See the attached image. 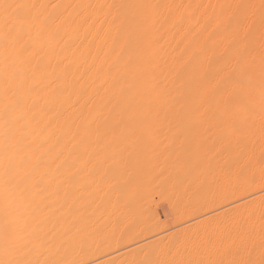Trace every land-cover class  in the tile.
<instances>
[{"label":"rangeland","instance_id":"rangeland-1","mask_svg":"<svg viewBox=\"0 0 264 264\" xmlns=\"http://www.w3.org/2000/svg\"><path fill=\"white\" fill-rule=\"evenodd\" d=\"M20 1L21 0H17V3H16V0H0V10H1L0 11V36H1L0 37V53L3 51L0 54V67L2 68L5 66L3 70H0L1 71L0 72V80H1L0 88L2 89V90L0 89V92H1L0 108L2 106L0 110H2L3 107L7 103L9 106V107L8 106L4 107L6 108L5 111H7L8 114L6 112V114L3 115L1 113L5 111L0 112V163H2L0 164V264H264V78L262 76L264 73L261 72L262 74L261 73L260 74L262 77H260V75L258 77V79L263 78V80L261 79V87L260 88L253 87L255 90L258 89L257 90L258 92L256 91L257 94L254 93L255 91L254 89H251V90L248 89L252 94H256L255 97L249 96L252 94L251 93L249 94V92L245 91L244 92L245 95L243 94L240 96L236 94L237 95L236 98L238 99L233 98L235 97V93L233 92H235V90H238L236 88L238 85V82L237 84H234L236 81H233V80H231V84L235 86L233 85L231 86L230 82H228L229 80L227 82L222 83L224 88L225 86H228L226 87L227 89L225 88V90L223 87H222L223 89L220 88L221 91L224 93L220 92L219 88L217 89L218 91H216L217 93L215 92L216 88L213 89V92L216 93L217 95L216 94H214V96H212V94L208 95L212 90L208 92V94L206 93L209 96L207 98H205L207 95L204 97V101L205 102L208 101L206 103H204L203 101V96L205 93L203 94L202 97H201L202 94L200 95V97L198 96V98L196 95L197 100L196 98H194L195 95L192 96L193 98L189 97L194 100L193 101L189 99V101L191 100L190 107L192 109H195L197 105L198 107L201 106L200 108L197 107V109H195L196 111L195 114H194V111L192 113L189 112L187 114L185 112V118H183L184 114L182 112H181L182 115L180 113H177V111L175 110H173L172 112L175 115H172V113L170 112L172 110L167 112L169 114L166 113L167 115H169V117L173 116V118L171 117L172 120L174 119L175 116L176 117L178 115L179 117L183 116L180 118V119L183 118L181 120L182 122L180 121L181 123L180 122L178 123L179 117L178 118L175 117V120H177L176 124H178L177 127L175 125V121L171 122L172 120L170 121V123H173V124L169 123V126H167L169 119L167 123L164 124L166 120L164 119L163 121V118L161 116L160 117L162 118L161 119L162 121L160 120L159 121L161 123L163 122L162 123L163 125L162 124L160 125V122L158 121L155 122V119L159 117V115L161 114L154 112V110H157L159 106L156 107L154 103H152L153 104L152 105L151 101H153L154 99L153 100L150 99L151 100L149 101L150 104L149 102H147L149 105L146 104L148 108L147 106H143L142 104L141 107L138 109L141 111L142 114L140 113V111H138L139 113L138 112L136 113V120L138 119L137 120L138 122H139V117H137V114L138 116H141L140 119H143V120H145L148 117V122L146 119V123H148L149 125L148 124L144 125L143 120H140V122L138 123L140 125L137 126V123H135L136 125L134 124V127L131 126L129 127L130 129L127 128L126 133L124 131V134L126 135H124L123 132L121 134V131H120V134H121L120 136L116 132L117 135H114L113 138L110 135L108 137V140L112 141L113 139V142L109 141L108 144L102 142L103 144L101 145L99 144V146H97V145H91L93 143L89 144L90 140L88 141V139H85L86 137L83 134L84 133L83 131H85L84 126L86 125L82 123L81 127H83L82 128L83 130L81 128H79L78 130L80 131L82 130L83 133L82 134L79 133V134L82 136L84 135L83 137L82 136L81 137L84 138L85 143L84 141H82L81 137H79L80 135L78 134L79 135L78 137L80 139H78V137L74 139L73 137V140H75L76 144H74V142L71 141L70 139L71 141V145H70V141H69V144L66 143L68 142L69 138H67V135L66 137L64 136L66 133L65 131H63V134H57L59 133L60 130L57 133L56 131L55 132L50 131L52 136L50 132H47L50 135L46 136L47 133L46 134L44 133L46 132L45 129L43 131L44 135L42 133V128L44 127L46 128L47 126V123H48L47 121L53 122L52 124H55L54 122H56L55 120H57L56 124L58 123V125L56 126L60 127V121L58 120L60 118L62 120L64 119L63 122H61V124L63 123L71 124L72 123V125H74L73 123L75 122V120H79V122H82L81 121L82 117L83 119L85 118V123H87L86 119H88V117H86L84 113L86 112L85 107L83 108V106H78V105H81L79 103L80 100H78L79 102L75 100V102L76 101L78 102V103L76 102V104L73 100V98L76 97L74 96L75 93H73V96L71 95L72 96L71 102H67V100L69 101L71 100L70 98L67 99L65 96L63 98V95H62L65 90L64 88L67 89L68 87L69 89V86H67L69 85L67 84L69 82L66 81L67 82L66 83L65 81H63V80H67V77L69 76L67 74H70L71 72L69 69L71 64L68 63L70 64V65H67V67L69 66L68 69H66L67 67L65 66V64H67L66 61L68 59L67 56L65 55H68V53L64 52L66 54L62 53L63 55L59 53L60 55L57 54L56 55L57 57L56 56L52 57L51 54L53 53L50 54V57H51L49 58L50 61L54 58L53 62L55 63L58 62L60 63V65L64 64L63 67H66V68L65 69L63 68V70H61L62 66L58 68L59 66L58 63L55 64L53 62H50L49 60H47L48 58H45V55H42V53L48 52L47 50H45V47H44V50H45L44 52L42 50L43 48L40 50L42 53L35 50L36 45H34V51L33 49L32 51H30L32 46L30 48L29 45L31 44L28 42H31V39H29V37H26V36L31 35L32 33L30 32L37 31V29L36 30L34 29L35 31H31L35 27L40 28L42 26L40 30L43 31V28L45 27L43 25L46 24V28L44 29L46 33L45 31H43V33L41 31V33L47 34L51 30V34H49L50 32L48 33L49 34L48 37L51 38L50 40L51 43H54V42L57 43V41L60 42L61 37H63L62 41L64 42L67 40L68 42L70 41L74 48L77 42L76 39H78L76 38L78 37V35L76 34H79L77 32L78 29L76 30L75 28L77 25L74 24L76 23V20L74 18V15L76 12L73 10L75 13L72 12V14L74 15L68 16L67 12L65 11H68L66 10V8L68 9L73 6H74L73 9H75V5L76 6L80 5V3H78L80 0L79 1L78 0H75V1L73 0L72 1L71 0H68V1L67 0H52L53 2L51 0L49 1L46 0L49 3L46 2L45 0H41V1L40 0L38 1L37 0L36 1L22 0V2ZM25 1L26 3H24ZM59 1L60 2L64 1V2H62L61 4L59 3ZM65 1L68 3L70 1L71 4L67 3L70 6L65 7L67 6L65 5L66 4ZM83 1L85 0H81L82 5L84 3ZM145 1H148V0H145ZM156 1L157 0H153L152 2L155 3ZM167 1L170 2V0H162L163 3L161 1L160 3L158 1L156 2L157 6H154L153 8L155 9V7H157L156 10H152V11L150 10V13L153 12L152 14H150V16L152 17L145 15L146 12H149V10L147 11V9H145L146 11H144L145 13H143V16L144 17L146 16L147 22L146 21L144 22L148 23L150 25V28L148 27L146 28V25L148 26V24L143 23V25L141 26L142 27L144 26V29H149V31L151 32L153 31L151 29L152 27L153 28L155 27L156 29L157 27H156L155 20H157L158 22L159 20L157 18H160V17L162 18V16L164 17L166 15L163 11L164 9H165V12L168 13V15L170 13L174 14V15L172 14V16H170L171 14L169 15L170 19L168 15H166V17L168 18V20L166 21H169V22H166L167 23L166 25H168L169 23V25L172 26L171 22L173 23L175 22V24L178 25L176 22L177 21L178 23L180 22L181 18L179 19L178 16L181 15L180 13H182V10L184 9L183 10L184 14L187 11L186 13L189 14L190 17H192L193 15H195L194 12L196 11L194 8L196 7L198 8V6H196V3L200 0L198 1L194 0L196 2H194L193 0H172V3L171 2L167 3ZM188 1L190 2L188 3ZM34 2L37 5L33 4ZM152 2L149 1V2H144L142 4H139L140 3L139 2L138 5L139 7H141L142 10H144V8H148L150 4L153 7ZM201 2L205 4L206 0H204V2L201 0L200 3ZM23 3L26 4L27 6L24 5ZM51 3L52 5L50 6ZM146 3H148L147 7L143 5V4L146 5ZM2 4L4 5L1 6ZM60 4L63 5V7L65 8V9L61 8L65 10L64 12L62 10L58 11L61 6ZM162 4L164 5L166 4V6L164 7V5ZM22 5H24V7ZM85 5L86 4L84 3L82 7L80 6L81 9ZM158 5H161V6H158ZM47 6L50 7V10H48L49 9L48 8L46 11L45 9L47 8ZM57 6H59V8ZM143 6L144 8H142ZM186 6L191 7V8H188L189 11L187 10ZM208 6L209 4L206 3L205 7L208 8ZM39 7L40 9L43 8L41 10H38L40 13L37 12V9ZM158 7L161 9H158ZM180 7L183 9H180ZM202 7L203 9L205 8L204 6ZM166 8H168V10ZM32 9L34 13H32ZM77 9H80V8L78 7ZM142 10L141 12H143ZM9 11L11 12V14ZM56 11L60 12L61 14L66 13V16H67L66 20L68 18H71L70 20L74 18L75 21L72 20L74 27L72 26L73 28L72 27L70 28V26H68L69 24L67 25V23H66V26H62V22L60 21H63L62 19L64 17L63 16L64 14L61 15L60 13ZM155 11L157 12L159 11L160 13V14L158 13L159 17L158 15L155 16L157 13ZM18 13H20V16ZM162 13L164 14L162 15ZM47 14L49 17H51L52 15V20L50 19V23H48L49 20H47V18L49 19V17L47 16ZM36 15L38 16V18ZM23 16L24 18L25 17L26 18L24 19ZM41 17L43 19H41ZM144 17L141 18V20L142 19L144 20L145 19ZM177 17L179 20L177 19ZM173 18L177 20L173 21ZM28 19H30L31 21ZM44 19H46L47 23ZM13 20L14 22L15 21L18 22L19 20L18 23L19 25L20 24L21 25L19 26L18 23L16 22H15L16 25H14ZM55 20L57 22V26L55 25ZM66 20H64V22ZM26 21H28V23H26ZM58 21L60 24L58 23ZM41 22H42V25H41ZM5 23L8 27H5L6 26ZM15 26H17L18 29ZM51 26L53 27V29H51L52 28ZM64 27H67V29L65 28L64 30L63 29ZM4 28H7V30ZM19 28H21V30H19ZM25 28L26 30L23 31V29ZM2 31H4V33ZM25 31H27V33H25ZM57 31L65 32V34L64 32L62 34L59 32L60 40L59 38L57 40V35H58ZM71 31L76 32V34ZM143 31L141 28L140 29L141 35H143L144 38L146 37L145 39H148L146 36L147 34L145 35ZM28 32L30 34H28ZM39 32L40 31L36 33L39 34ZM67 32L70 33L71 35H68ZM145 32L148 33L147 31ZM55 33L57 35H55ZM72 34H75L76 36L73 35V38L71 39ZM23 35L25 36L23 37V39L25 38L26 41L28 39L27 43L20 37ZM32 35L35 36V33ZM53 35L56 36V38L52 37ZM67 35L69 37L66 38ZM42 36L45 37L44 35ZM42 36L40 37L42 38ZM32 37L33 36H31L30 38ZM36 37L32 38V42H34V39H36ZM143 37L141 39H143ZM40 39L38 41V38H37L36 41L38 42L37 43L34 42V43L39 45ZM145 39H143L144 41L141 40L139 42L141 47H139L138 50H143L144 48L146 49L150 48L148 47V44H146L150 41L151 42L149 43V46H151V48L154 47L151 44L152 38L148 39L149 40V41L147 40L148 42H146ZM18 40H20L19 42L20 44L18 43ZM14 41H15V44H14ZM22 42L23 43L25 42V45L27 47L29 46V48H27ZM46 42H48V40ZM142 43H145V44H142ZM17 44L19 47L16 46ZM8 45L10 46V48H8ZM4 46L5 48H7V51L4 48ZM23 47H25V49ZM39 47L40 46H38L37 48ZM26 48L30 50L28 51ZM15 49H18V50H15ZM13 50L16 52H14ZM25 50H27L28 54H26L27 52ZM33 52L36 53V54L34 53L35 56ZM23 53L26 55H24ZM175 53L178 54V51ZM20 55H22L23 57L25 56V57L23 58ZM31 55H33L34 57ZM3 56H5V58H3ZM37 56L38 57L40 56L41 59L43 58L44 60L43 59L42 60L46 61V63L49 61L50 64L51 63L53 64L52 66L53 68L52 69L49 68L51 72L48 68L46 69V67H48L47 66L48 63L47 65H45L43 64L45 62H41L43 65L40 66L41 65L40 62L38 61L40 64L38 65V62L36 61L37 60L36 59L35 61L37 62L36 64L38 66L34 64L35 62L34 59ZM28 57L29 58L32 57V59H29ZM63 57L67 59L62 60L64 59ZM6 58L8 59V61H6L7 60ZM15 58H19V59L17 60ZM28 59L29 61L30 60L32 61L29 62L27 61ZM58 59L59 60L61 59V60L59 61ZM14 62H15V66L13 65ZM19 62L21 63L23 67L20 65ZM23 62H24V65H23ZM25 62L26 63L29 62V63L26 64ZM32 62H33V65H36L35 67L30 64ZM150 62L151 63H144V65L147 64V67L145 66V69L146 68L151 69L152 67L150 64L155 65V62L153 63L152 60ZM2 63L4 64V66L2 65ZM50 64H49V67H51L52 65ZM144 65L141 67L139 66V68L141 69L142 67H144ZM16 66H21L22 68H19ZM32 66L34 68H31ZM73 66H74V63H73ZM155 67L153 66V69L151 70H154ZM30 68L32 69V71ZM8 69L11 71L9 73L10 74L9 78H7L9 74H6ZM35 69L37 70V72ZM54 69L55 71L57 70L56 72L57 74L58 72H60V75L55 74ZM144 70L143 72L139 70L141 75L143 73L144 76H147V73H148V75L150 76L149 72L151 73V71L147 70L148 72H146L145 70L146 73H144ZM262 70L264 71V67ZM26 71H29L27 72L29 74H27ZM152 72L153 73H151V76L153 75V77H155L156 75H158V70L155 71V73H157L156 75H154V71ZM72 73L71 74L74 75L75 71ZM39 74L41 76H39ZM42 74L44 75L46 74V75L44 76ZM5 75L7 76L5 77ZM63 75H64V78H63ZM29 76L31 77V79ZM42 76H44V80L42 79L43 78ZM57 76L60 78H58ZM12 77L14 78V80L12 79ZM46 77H47V80H46ZM33 78H37L36 79L37 86L35 84L36 82L34 81L35 79ZM48 78H49V81H48ZM61 78L62 80H60ZM3 79H4V82H2ZM76 79H75V76H73V84L75 82L76 84L78 83ZM27 80L29 81L27 82ZM57 80H60L61 83L65 82L67 85L64 84L61 87V85H59ZM30 81L31 82L34 81V82L31 83L30 85ZM46 81H48V83ZM252 81H254V79ZM8 82H11L12 84ZM51 82L53 84H50ZM54 83H56L57 87L58 86L61 87V88L58 87L59 91H55V88L56 90H58L56 86L52 87ZM224 83L226 84L224 85ZM227 83H229V85ZM249 83L251 82H247L246 84L239 82V84H243L244 86L248 85ZM4 84L6 86V90L4 89L5 88ZM255 84H257V87L260 86V84L258 85L256 81L254 82V86ZM44 85L46 86L45 88L47 89L52 88L50 89L52 91H49V90L48 91L51 92L52 94L54 93V95L50 94L48 91H46L47 92L46 94L44 92L45 88H43ZM75 85H73L75 87L73 88L74 90L77 89ZM220 85L218 86L220 87ZM8 86H10V88L11 89L13 88V89L11 90ZM17 86H19L20 89H17L18 91L16 93V91L14 90H16ZM63 86H66V87L63 88ZM73 86L70 84L71 89ZM26 87L28 88L27 92H29V89H30V94L29 93L26 94L27 93ZM33 87L38 90H34ZM229 87L231 88L229 89ZM153 88L155 89V87H152L151 91ZM3 89L5 91H3ZM8 89L10 90L9 92L11 94L14 91L13 94L14 95L16 94L15 98L16 97L18 98L17 101L14 100L15 99L14 95L12 94L11 96V94L8 92ZM21 89L23 90V92H26V93L21 92L22 91ZM61 89L63 90V92L60 91ZM233 89L234 91H232ZM252 90L254 91L252 92ZM230 91H232V94ZM18 92H21L19 93L20 97H18L17 95ZM32 92H35V93H32ZM22 93L24 95H22ZM37 93H38V96H37ZM225 93L226 94L228 93V94L226 95ZM34 94L36 95L35 98L38 97V100L35 99V102L39 103V104L38 103L34 104L36 106L38 105V107L36 108L33 104H32L33 106L28 105L30 102L28 98L31 99V102H32L33 101L32 99L35 96ZM56 94L58 95V97L55 96ZM51 95L53 96L55 100L52 99ZM21 96H23L24 99ZM42 96H43V99L47 97L46 98L47 100L49 98L52 100V102H50V99L48 100L50 103L49 106H51V108L44 104L46 103V99L42 100ZM68 96H70V93L68 94ZM243 96H245L244 99H242ZM6 98L9 101H7ZM56 98L59 99V101ZM199 98L202 99L201 102H198ZM231 98L234 99L235 101L237 100L236 103H239V104H236L235 101H233ZM12 99L14 101H12ZM223 99L225 101L232 100L233 103H235L234 104L235 107L231 105L229 106V104L226 105L227 102H223L224 101ZM26 100L28 101V104L24 103V101L27 102ZM53 100L55 103H53ZM60 100L61 101L64 100L62 101L63 102L62 105H64V103L66 102L65 104L66 106L60 107L59 105L62 103ZM216 100L219 102H217ZM238 100L240 102H238ZM215 101L218 105L215 104L214 106H212ZM232 101H230V103ZM35 102H32V103H35ZM57 102L58 103L60 102V104L58 105L59 108H61V110L63 109L62 111L63 113L60 111L62 114H59L60 109L56 106L58 104ZM72 102H74L73 103L74 105L69 104ZM153 102H156V100ZM222 102L225 104L223 105L220 104ZM67 103L69 106L67 105ZM198 103L203 104V106L201 104L199 105ZM10 104L12 106H10ZM43 104L44 106H46V109L44 108ZM52 105H55L56 108ZM76 105L78 109L76 108ZM151 105L152 107H149ZM30 106L33 109H30ZM39 106L41 107L42 110H47V107L49 109L48 111H45V114H43V116L46 118L45 119L46 121H44V117L42 116V112L44 111L39 110L40 108ZM204 106L207 107L206 108L207 111H205ZM64 107L66 109H64ZM73 107L76 110L75 115L74 114L71 115L72 113H74ZM79 107L81 109L83 108L84 110L83 109L80 110ZM142 107L144 110L141 109ZM7 108L9 110H7ZM53 108H55L57 111H55V109ZM172 108L175 109L174 107ZM145 109H149L148 110L149 112L145 111ZM29 110H31V112ZM35 110H38L39 112L42 111L40 114L42 117L39 115H36L34 117L36 113L33 111ZM71 110L72 112H70ZM151 110H152V114H150ZM53 111L55 112L53 113ZM66 111L67 112L69 111L68 114H65L67 113ZM158 111L160 110L158 109L157 112ZM32 112L34 114H32ZM48 113L54 114V115L52 114L53 118H50V119H53V121L47 120L50 117ZM31 114L33 117H31ZM56 114L58 116H56ZM155 114H157L156 115L157 117L154 118L153 120V117L151 116ZM192 114H194L193 115L194 117L192 116ZM65 115L68 116L69 119H67ZM115 115H113L114 118H115ZM71 116L73 118H75L76 116V119L73 120L74 122H71V119H72ZM80 116H81V120H80ZM57 117H60V118L57 119ZM117 117H118V114H117ZM34 118L35 120H33ZM38 118L40 119L38 120ZM190 118L192 119L190 120ZM151 120L153 121L152 124L149 123L151 122ZM257 120H259L260 123H257L259 122ZM37 121L39 122L38 125L40 127L37 125ZM209 121H210V124H209ZM211 121H212V124H211ZM79 122L77 121L78 126L80 125ZM32 123H35V124H32ZM43 123H44L43 125L44 127L41 128ZM77 123H75L76 125L74 126H77ZM52 124L48 123L47 127H49L50 125V128H51ZM70 124L69 126H72ZM228 125L229 127H227ZM36 126L37 128L35 129L34 127ZM74 126H72V128H73V134L75 135L76 131H78L75 128H78V126L75 128ZM135 126L137 127L135 128ZM248 126L250 127V129ZM205 127H208V128L206 129ZM224 128H226L225 129L226 131L224 130ZM208 129L209 131H207ZM247 129L250 130L251 134L248 133L249 130ZM251 129H252V132H251ZM33 130H36L37 132L32 133L31 131ZM201 130H202V133H201ZM244 130L245 132L247 131L246 134ZM38 131H40L39 132L40 134L38 133ZM235 131L236 133H234ZM30 132H31V135H29ZM52 132L54 133V136L56 137L53 136ZM225 132H228L229 134L228 133L222 134ZM34 133L36 137L40 136V138H34L35 137ZM61 133H62V130H61ZM196 133H200V134L196 135ZM221 134L225 136H222ZM249 134L252 136H249ZM118 135L120 136V138L118 137ZM182 135H184L183 137L184 140L181 139ZM19 136L21 137L20 140H22L23 138H27L29 136L33 137L35 140H33V138L32 140H30L31 138L29 137V140L28 138L25 140L23 139L25 142L22 140L23 141V144H22V141L18 140ZM41 136L44 137L43 140H44V143L46 142L45 144L43 143ZM116 136L119 139V140L117 139L118 140L117 142L115 139ZM246 136L247 138L249 137V139H247ZM47 137H49V139ZM187 138H188V141L186 140ZM213 138L216 140L217 138H219L218 140H220V138L221 140L222 138H224V140L228 139L226 140V142H228L229 146L227 145V143L226 144L222 143L223 145H225V147L223 148V146L221 145L222 151H220L219 149L221 148V146L220 145L217 146L218 141H216V144H214L215 141L213 142L214 140ZM76 139H78L79 141H76ZM16 140L20 141V143H17V145H16V142H17ZM47 140L49 141V145H47L48 144ZM28 141H29V144H28ZM31 141L32 143H30ZM33 141L37 142L36 146L41 145V147L42 146H45V147L40 148L39 146V148H37L35 146L37 148L36 150V148L34 147L35 142ZM182 141H186L188 143L185 144ZM247 141L251 143L249 144L251 146H248V148L250 147L251 149L252 146L253 148L251 150L252 152L251 153L249 152L250 154L248 153L249 154V157H248L249 161L247 162L248 164L247 163L243 164L241 162H244L243 158H246L247 155L245 156L243 153L244 156L242 157L239 154L242 151L240 147L242 149L244 148L242 146L243 142L245 143L244 145H246L247 147V144H248ZM41 142L43 145L41 144ZM154 142L159 147L153 150V152L156 151L157 154L155 152L152 153V151L151 152L148 151L150 148L148 147L149 144L151 145V148H150L151 150L152 147H154L155 145L153 144ZM161 142L162 144H160ZM111 143H116V144L115 146L111 145L112 146L111 147L109 146V144ZM158 143L160 144L161 147L159 146ZM166 143L167 145H165ZM19 144L21 145V147ZM31 144H34V145H31ZM210 144L212 145L214 144L216 145V147L215 146H214L215 148H213L212 146L209 147ZM10 145H13V146L11 147ZM69 145L71 146V148ZM72 145H73V148H72ZM179 145H183V147L181 148V146ZM186 145L188 146L186 147ZM31 146H33L35 149ZM10 147L15 148V149H11ZM22 147H25V148H22ZM58 147L60 148V150L62 149V147L63 149L65 147V150L62 149L63 150L62 154L61 152H59V154L61 155L55 154V152H57L59 149ZM56 148L58 149L56 150ZM92 148H94V150ZM134 148L135 149L138 148V149L135 150ZM183 148L187 150H184ZM195 148L199 149V151L196 150ZM210 148H213V150L212 149L210 150ZM23 149H25L27 152L29 151L30 153L26 154L27 152ZM43 149L44 151H42ZM46 149H48V152L53 150L51 152L53 154L49 155ZM67 149L69 150L73 149V151H70L69 153ZM96 149L98 150V152ZM113 149L115 150L114 154L112 153ZM146 149L148 152L152 154L148 153L149 154L148 155L147 153H143L144 150L146 152ZM231 149L232 150L235 149L237 152L232 151ZM9 150L12 151V153ZM17 150H18L19 155L16 153ZM183 150L186 151V153H183L184 152ZM216 150L217 152H220V153L216 154L215 153ZM223 150H225L226 152ZM229 150L232 151V153L235 152V154L238 156L233 155L234 153L232 154L231 152L230 153L227 152ZM238 150H240V152H238ZM124 151H125V156L123 154ZM174 151L176 152L174 153ZM187 151L190 154H187L188 153ZM22 152H23V155H22ZM44 152L48 156L45 155ZM101 152H104V153H101ZM117 152L119 153L116 155L115 153ZM126 152H128V154ZM222 152L224 154H222ZM33 153L34 155L36 153V156H38V158L34 156ZM177 153L180 155L177 156ZM71 154L73 155L72 158H70ZM211 154L213 155L216 154V156L214 155L213 157ZM41 155H44L45 159H41L44 157ZM186 155L188 157H186ZM217 155H218V158H215L217 157ZM46 156L48 159H46ZM50 156L51 157L53 156V158H51ZM67 157L69 159L64 161L65 159H67ZM247 159L245 161H247ZM242 166L244 167L246 166L247 168H244ZM243 169H245V171ZM11 172L13 173L11 174ZM215 209L216 210L218 209V210L216 211ZM218 211H220L219 214L217 213ZM213 214L215 215V217ZM179 228H182V230L174 233L176 229H179ZM100 231L102 232L104 231L103 235L104 233L105 234L109 233V234L108 235L106 234V236L104 235L105 238H102L103 236H101L102 238L101 239L100 237H97V236H100V234H98ZM96 252H98V254Z\"/></svg>","mask_w":264,"mask_h":264},{"label":"bare ground","instance_id":"bare-ground-1","mask_svg":"<svg viewBox=\"0 0 264 264\" xmlns=\"http://www.w3.org/2000/svg\"><path fill=\"white\" fill-rule=\"evenodd\" d=\"M29 1V0H28ZM34 1H36V0H34ZM38 1V0H37ZM41 1V0H40ZM39 1V2H40ZM46 1V0H45ZM49 1V0H48ZM48 1H46V2H48ZM52 1V0H51ZM68 1V0H67ZM72 1V0H71ZM73 1H75V0H73ZM79 1V0H78ZM152 2L151 0H148V1H145L144 0V2ZM159 3H160V1L162 2V0H157ZM156 1V2H157ZM194 1V0H193ZM196 1H198V0H196ZM196 1H194V2H196ZM201 1V0H200ZM200 1H198L197 3H196V6H198V8L196 7V8H194V7H192V8H194L196 11L194 12V14L195 15H193L192 17H190L189 16V14H187L186 12H185V14H184V12H183V8H181L180 7V9H183L182 10V13H180L181 15L180 16H178L179 17V19H180V22L178 23V21L176 22L178 25H176L175 24V22L173 23V22H171V24H172V26L171 25H169V23H168V25H166L167 23L166 22H169V21H166V20H168V18L166 17V15H168V13H166L165 12V9L163 10L164 11V13L166 14L164 17L162 16L164 13H162V18H161V20H160V18H157L159 21L157 22V20H155L156 21V29H155V27L153 28H151L153 31L151 32V31H149V29H144V26L142 27L141 25H143V23H145V24H148V23H146L147 21H146V16H150V14H152L153 12H151L150 13V10L152 11V10H156V8L157 7H155V9H153L154 8V6H157V4H156V2L155 3H153L152 2V4H153V7L151 6V4L148 6V8H144V6H146L147 7V5H148V3H146V5L145 4H143L144 6L142 7V8H144V10H142L141 9V7H139V5H138V3L139 4H142V3H144L143 2V0H138V2H137V0H85V1H83L86 5L81 9V7L84 5V3H83V5L81 4L82 2H81V0L78 2V3H80V5H75V9H73V4H72V6L73 7H71V8H66V10H68V11H65V10H63V9H65L64 7H63V5H61L62 4V2H64V1H59V3H61L60 5L62 6H60V9L58 10L57 8V10L58 11H65V12H67V15L68 16H71V15H74V14H72V12L73 13H75V15H74V18H75V20H76V23H74V24H76L75 26V28H76V30H77V32L79 33V34H76V32H73V31H71V32H73V33H75L76 35H78V37H76V38H78V39H76L77 40V42H76V45L75 44H73V45H75V47L73 48V46H72V44H71V42L69 41L68 42V40L67 41H62V38L63 37H61V40H60V33L62 34L63 32H58L57 31V33H58V35L55 33V35H57V40H58V38H59V40H60V42H58L57 41V43L56 42H54V43H51L50 42V40H51V38H49L48 36H49V34H51V30L48 32V30H47V32L49 33H47V34H45L46 33V31L44 30L45 28H46V24H44L43 26H45L44 28H43V31H45V33L44 34H42L43 33V31L42 30H40V28L42 27H40V28H38V27H35V28H33V30H31V31H35L36 29H37V31H35V32H30V33H32V34H34L35 33V36L34 35H27L26 37H29V39H31V42H32V38H35L36 37V35L38 34V33H36V32H38V31H40L39 32V36L37 35V37H36V39L38 38V41H39V39L41 38L40 36H42V35H47V36H45V37H43L42 36V38L40 39V42H39V45L38 44H35L34 42H38V41H36V39H34V42H28V39H27V41L25 40V38L23 39V37H25L24 35L23 36H20L24 41H26V43L28 42V43H30L31 45H29L30 46V48H31V46H32V48H31V50L30 49H27V48H29V46L27 47L26 45H25V42L23 43L27 48V50L29 51H32V49H33V51H34V45H36V47H35V50H37V51H39L40 53H42L40 50L42 49L43 50V52L45 51V50H47L48 52H49V54H48V52H45V53H42V55H45V58H48L47 60H49V58H51L50 57V54L51 53H53V54H51L52 55V57H54V56H56L57 54H62V53H64V52H67L68 53V55H65V56H67V58H64V59H62V60H66L67 59V61H66V63L67 64H65V66L67 67V65H70V74H67V75H69L68 77H67V80H63V81H67V82H69V83H67V84H69V85H67L65 82L64 83H61L60 82V80H62V78L60 79V80H57V82L59 83V85H61V87H62V85H67V86H69V89H68V87H67V89L66 88H64V87H66V86H63V88L65 89L64 90V93L62 94L63 95V98H64V96L68 99V98H70L71 99V97L73 96V93H75L74 94V96H76V97H74L73 98V100H74V102H75V100H80V104L81 105H78V106H83V108L85 107V109H86V112H84L85 113V115H86V117H88V119H86L87 120V123H85V118L83 119V117H82V120H81V116H80V120L82 121V122H79V120H75L76 119V116H75V118H73L72 116H71V122H74L73 120H75V122L73 123L74 125H76L75 123H77V121L80 123V125L78 126V123H77V126H78V128H75V127H77V126H74V125H72V123L70 124V123H63V124H61V122H63V120L60 118V117H57V119L58 118H60V119H58L59 121H60V127H57L56 125H58V123L56 124V122H57V120H55L56 122H54L55 124H52L53 122H50V121H47L48 123H51L52 124V127L50 128V125H49V127H47L48 126V123H47V126H46V128L43 126L44 125V123H46V122H44L43 124H42V126H41V128L42 127H44V128H42V133H43V131H44V129H45V131L46 132H44L45 134L47 133V132H50V131H53V132H55L56 131V133L59 131V133H57V134H63V131H65L64 133H65V137H66V135H67V138H69V140H68V142H66V143H68L69 144V141H70V139H71V141H73L74 142V144H76L75 143V140H73V137H74V139L76 138V137H78L80 134L79 133H83L84 135H85V139H88V141L90 140V143L89 144H91V143H93V144H91V145H97V146H99V144L101 145V144H103V143H106V144H108L109 143V141H111V140H108V137H109V135L110 136H112V138H113V136L114 135H117V133L121 136V134H122V132H123V134H124V131H125V133L127 132V128L128 129H130L129 127H134V124L135 123H137V126L138 125H140V124H138L139 122H140V120H143V119H140L141 118V116H138V114H137V117H139V122L136 120V113L138 112V111H140V110H138L140 107H141V105L143 104V106H147V105H149L150 104V102L149 101H151V100H153V101H155L156 100V102H153V101H151V104L152 103H154V105H156V107L157 106H159V110L161 111H158L157 112V110H154V112H156V113H159V114H161V115H159V117H157L156 115L157 114H155V115H153V116H151V117H153V120H154V118H156L155 119V122H160V121H162L161 119L163 118V121H164V119L166 120L165 122H164V124L165 123H167V121H168V119H169V121H168V123H167V126H169V123H170V121L172 120L171 119V117L173 118V116H170L169 117V115H167V114H169V113H167V112H169L170 110H172V111H170L171 113L173 112V110H175V111H177V113H180L181 115H182V113L184 114L183 116H180L179 117V115L176 117V118H178L179 117V119L181 118V117H183V118H185V112H186V114L187 113H192L193 111H194V114H195V109H197V107H198V105L196 106V108L195 109H192L190 106V101L191 100H193L192 98V96H194L195 95V97L194 98H196V95H197V98H198V96L200 97V95H201V97L203 96V94H204V96H203V101H204V97L208 94V92H210L211 90V92L208 94V95H211L212 94V96H214V94H216L217 92L216 91H218L217 89L219 88H221V89H223L224 87H223V82H227L228 80V82H230V84H231V80H233V81H236L235 83L234 82H232V83H234V84H237V82H238V85H237V89L238 90H235V92H233V93H235V97H233V98H235V99H238V98H236V96L237 95H245V91H247V92H249V94L251 93L249 90H251V89H254L255 87L256 88H260L261 87V79L263 80V78H264V74L262 75L263 76V78H259L258 79V77H259V75H260V77H262L261 76V72H263L264 73V71L262 70L263 69V67H264V0H206V3L207 4H209V6H208V8L207 7H205V5H206V3L205 4H203L202 2L200 3ZM203 2H204V0H202ZM20 2H22V0L20 1ZM32 2V1H31ZM53 2V1H52ZM77 2V1H76ZM170 2L172 3V0H170ZM169 1H167V3H170ZM180 2V1H179ZM187 2V1H186ZM186 2H184V3H186ZM190 1H188V3H189ZM210 2H211V4H210ZM4 3V2H3ZM14 3V2H13ZM16 3H17V0H16ZM24 3H26V1L24 2ZM23 3V4H24ZM38 3V2H37ZM42 3H44V2H42ZM49 3V2H48ZM65 5H67V6H65V7H68V6H70V5H68L69 3H70V1H69V3L68 2H66L65 1ZM68 3V4H67ZM163 3V2H162ZM165 3V2H164ZM174 3V2H173ZM5 4V3H4ZM4 4H2L1 6H3ZM32 4V3H31ZM33 4H35V2L33 3ZM64 4V3H63ZM71 4V3H70ZM75 4V3H74ZM179 4V3H178ZM191 4V3H190ZM203 4V5H202ZM9 5V4H8ZM24 5H26V4H24ZM24 5H22L23 7H24ZM35 5H37V4H35ZM40 5V4H39ZM45 5V4H44ZM46 5H47V3H46ZM45 5V6H46ZM52 5V3L50 4V6ZM57 5H58V3H57ZM82 5V6H81ZM162 5H164V4H162ZM192 5V4H191ZM194 5V4H193ZM15 6H17V5H15ZM27 6V5H26ZM56 6V5H55ZM81 6V7H80ZM140 6H142V5H140ZM158 6H161V5H158ZM166 6V4L164 5V7ZM169 6V5H168ZM202 6H204L205 8L203 9V7ZM7 7V6H6ZM5 7V8H6ZM9 7V6H8ZM11 7V6H10ZM19 7H20V5H19ZM32 7V6H31ZM35 7V6H34ZM37 7V6H36ZM53 7V6H52ZM51 7V8H52ZM58 8H59V6H57ZM79 7L80 9H77V8ZM184 7H185V5H184ZM187 7V6H186ZM2 8V7H1ZM5 8H4V10H5ZM49 8V9H48ZM61 8H63V9H61ZM150 8H152V9H150ZM188 8H191V7H187V10H188ZM207 8V9H206ZM10 9V8H9ZM19 9V8H18ZM21 9H22V7H21ZM41 9H43V8H41ZM40 9V7L37 9V12H39L38 10H41ZM47 9L48 10H50V7L49 6H47V8L45 9L46 11H47ZM55 9V8H54ZM145 9H147V11L149 10V12H146V16L144 17L143 16V13H145L144 11H146ZM158 9H161V8H159L158 7ZM167 10H168V8H166ZM75 12H74V11ZM141 10L143 11V12H141ZM166 10V11H167ZM179 10V9H178ZM1 11V10H0ZM12 11V10H11ZM16 11V10H15ZM15 11H14V13H15ZM26 11V10H25ZM52 11H54V10H52ZM58 11H56V12H58ZM140 11V12H139ZM189 11V10H188ZM10 12V11H9ZM24 12V11H23ZM31 12V11H30ZM36 12V11H35ZM155 12H157V11H155ZM179 12V11H178ZM181 12V11H180ZM32 13H34L33 12V9H32ZM40 13V12H39ZM46 13V12H45ZM48 13V12H47ZM58 13H60V12H58ZM139 13H141V14H139ZM158 13H159V11L156 13V15L155 16H157L158 15ZM6 14V13H5ZM10 14H11V12H10ZM19 14V16H20V13H18ZM28 14V13H27ZM38 14V13H37ZM61 14V13H60ZM62 14H64V13H62ZM61 14V15H62ZM149 14V15H148ZM160 14V13H159ZM171 14V13H170ZM169 14V15H170ZM173 14V13H172ZM172 14L170 15V16H172ZM183 14V15H182ZM192 14V13H191ZM4 15V14H3ZM8 15V14H7ZM12 15H14V14H12ZM30 15V14H29ZM40 15V14H39ZM42 15V14H41ZM169 15H168V17H169ZM174 15V14H173ZM10 16V15H9ZM33 16V15H32ZM37 16V15H36ZM47 16H48V14H47ZM59 16V15H58ZM64 17H63V21H60V22H62V26H66V23H67V25L68 26H70V28L73 26L74 27V25H73V21H75L74 20V18L72 19V20H70L71 18H68L67 20H66V13L63 15ZM154 16V15H153ZM154 16V17H155ZM176 16V15H175ZM4 17V16H3ZM13 17V16H12ZM11 17V18H12ZM44 17V16H43ZM46 17V16H45ZM49 17V16H48ZM145 18L144 20L142 19L141 20V18ZM150 17H152V16H150ZM158 17H159V15H158ZM178 17H177V19H178ZM190 19H189V18ZM15 18V17H14ZM23 18H24V16H23ZM22 18V19H23ZM26 18V17H25ZM24 18V19H25ZM37 18H38V16H37ZM47 18V17H46ZM56 18H58V17H56ZM55 18V19H56ZM156 18V17H155ZM167 18V19H166ZM35 19V18H34ZM40 19V18H39ZM41 19H43L42 17H41ZM50 19L52 20V15H51V17H49V19L47 18V20H49V22L48 23H50ZM54 19V18H53ZM169 19H170V17H169ZM177 19H175V18H173V21L174 20H177ZM178 19V20H179ZM28 20H30V19H28ZM45 21H46V19H44ZM64 20H66L65 22H64ZM141 20V21H140ZM152 20V19H151ZM171 20H172V18H171ZM6 21V20H5ZM8 21V20H7ZM31 21V20H30ZM34 21V20H33ZM39 21V20H38ZM41 21V20H40ZM45 21H43V22H45ZM143 21V22H142ZM144 21H146V22H144ZM13 22H14V20H13ZM16 22V21H15ZM15 22H14V25H16L15 24ZM18 22H19V20H18ZM18 22H16V23H18ZM22 22V21H21ZM65 23V25H64V23ZM150 22V21H149ZM153 22V21H152ZM10 23V22H9ZM23 23H25V22H23ZM23 23H22V25H23ZM26 23H28V21H26ZM36 23V22H35ZM46 23H47V21H46ZM58 23H59V21H58ZM7 24H8V22H7ZM13 24V23H12ZM11 24V25H12ZM30 24V23H29ZM34 24V23H33ZM60 24V23H59ZM152 24V23H151ZM5 25H6V23H5ZM18 25H19V23H18ZM21 25V24H20ZM19 25V26H20ZM28 25V24H27ZM31 25V24H30ZM35 25V24H34ZM34 25H33V27H34ZM38 25V24H37ZM41 25H42V22H41ZM55 25L57 26V22H56V20H55ZM55 25H53V26H55ZM180 25V26H179ZM3 26H4V24H3ZM48 26H50V25H48ZM141 26V27H140ZM152 26V25H151ZM169 28H168V27ZM5 27H8L7 25L5 26ZM12 27V26H11ZM11 27H9V28H11ZM15 27H17V26H15ZM14 27V28H15ZM25 27V26H24ZM52 27V26H51ZM50 27V28H51ZM72 27V28H73ZM78 27V28H77ZM150 28V25L148 24V26L146 25V28ZM31 28H32V26H31ZM30 28V29H31ZM49 28V27H48ZM55 28V27H54ZM59 28V27H58ZM62 28V27H61ZM65 28L67 29V27H64L63 29L65 30ZM69 28V27H68ZM74 28V29H75ZM142 28V31L145 33V35L147 36V38L148 39H150V38H152L151 40H152V46H154V47H152L151 48V46H149V43L151 42H148L149 40L148 39H145L144 37H143V35H141V33H140V29ZM4 29H6L7 30V28H4ZM17 29H18V27H17ZM16 29V30H17ZM35 29V30H34ZM39 29V30H38ZM51 29H53V27L51 28ZM56 29V28H55ZM150 29V30H151ZM19 30H21V28H19ZM24 30H26V28L25 29H23V31ZM28 30V29H27ZM9 31V30H8ZM14 31V30H13ZM29 31V30H28ZM41 31H42V33H41ZM62 31V30H61ZM67 31V30H66ZM145 31H147L148 33H146ZM3 33H4V31H2ZM1 32V33H2ZM55 32V31H54ZM54 32H52V33H54ZM69 32V31H68ZM67 32V33H68ZM8 33V32H7ZM12 33V32H11ZM16 33V32H15ZM25 33H27V31H25ZM29 32H28V34H30ZM17 34V33H16ZM24 34V33H23ZM42 34V35H41ZM64 34H65V32H64ZM75 34H72V37H71V39L73 38V35H75ZM3 35V34H2ZM14 35V34H13ZM26 35V34H25ZM68 35H71L70 33H68ZM66 36V38L67 37H69V36ZM75 35V36H76ZM31 36H33L32 38H30ZM51 36V35H50ZM1 37V36H0ZM16 37V36H15ZM49 39H48V38ZM52 37H55L56 38V36H52ZM143 37V39H145L146 40V42H148V43H146V44H148V47H150V48H144L143 50H138L139 49V47H141L140 46V44H139V42L141 41V40H143V39H141ZM11 38V37H10ZM75 38V37H74ZM12 39H13V37H12ZM70 39V40H71ZM2 40V39H1ZM7 40V39H6ZM48 40V42H46ZM64 40H66V39H64ZM148 40V41H147ZM4 41V40H3ZM8 41V40H7ZM144 41V40H143ZM10 42H12V41H10ZM20 42V40H18V43ZM50 42V43H49ZM72 42H73V40H72ZM74 42V43H75ZM5 43H7V42H5ZM17 43V42H16ZM34 43V44H33ZM4 44V43H3ZM14 44H15V41H14ZM20 44V43H19ZM138 44H139V46H138ZM142 44H145V43H142ZM150 44V45H151ZM5 45V44H4ZM13 45V44H12ZM22 45V44H21ZM23 45V46H24ZM16 46H18V44L16 45ZM38 46H40L39 48H37ZM43 46V47H42ZM137 46H138V48H137ZM19 47V46H18ZM44 47H45V50H44ZM144 47V46H143ZM142 47V48H143ZM146 47V46H145ZM4 48H5V46H4ZM8 48H10V46L8 45ZM24 49H25V47H23ZM6 49V51H7V48H5ZM20 49V48H19ZM22 49V48H21ZM39 49V50H38ZM15 50H18V49H15ZM27 50H25L26 52H27ZM69 50V51H68ZM2 51V50H1ZM14 51V50H13ZM24 51V52H25ZM37 51H36V53H37ZM178 51V54L177 53H175V52H177ZM3 52V51H2ZM1 52V53H2ZM14 52H16V51H14ZM18 52V51H17ZM25 52V53H26ZM0 53V54H1ZM10 53V52H9ZM35 52H33V54H34ZM35 53V54H36ZM39 53V54H40ZM48 55H47V54ZM74 53V54H73ZM21 54V53H20ZM24 54V53H23ZM22 54V55H23ZM26 54H28V52L26 53ZM26 54H24V55H26ZM35 54H34V56H35ZM38 54V55H39ZM59 54V55H60ZM64 54H66V53H64ZM18 55V54H17ZM22 55H20V56H22ZM46 55H47V57H46ZM63 55V54H62ZM74 55V56H73ZM177 55V56H176ZM2 56V55H1ZM13 56V55H12ZM29 56V55H28ZM31 56H33V55H31ZM33 56V57H34ZM49 56V57H48ZM8 57V56H7ZM9 57H10V55H9ZM23 57V56H22ZM25 57V56H24ZM23 57V58H24ZM27 57V56H26ZM38 57V56H37ZM35 58L34 59V61L36 60L37 62L39 61L40 62V64H39V62H38V65H40V66H42L43 64H45V65H47V63H48V67H46V69L48 68H53L52 66H53V64L51 65L50 63H49V61L46 63V61H43L42 59H41V57L38 59V58ZM57 57V56H56ZM59 57V56H58ZM61 57V56H60ZM2 58V57H1ZM3 58H5V56H3ZM29 58V57H28ZM7 59V58H6ZM11 59V58H10ZM15 59H19V58H15ZM26 59V58H25ZM29 59H32V57H30ZM29 59L27 60V61H29ZM53 60H54V58L50 61V62H53ZM59 60V59H58ZM61 60V59H60ZM59 60V61H60ZM153 61V63L155 62V65H156V67H155V65L153 64H150L151 65V69H153V66L155 67V69L154 70H151L150 68V70L148 69V68H146L145 69V66L147 67V64L146 65H144V63H151L150 61ZM6 61H8V59L6 60ZM10 61V60H9ZM30 61H32V60H30ZM29 61V62H30ZM33 61V62H34ZM34 62V64H36L37 62ZM3 62V61H2ZM13 62V61H12ZM20 62H22V61H20ZM19 62V63H20ZM29 62H25L26 64H28ZM33 62L32 63H30L31 65H33ZM41 62H45V63H41ZM53 63H55V62H53ZM58 63V62H57ZM57 63H55V64H57ZM68 63H70V64H68ZM73 63H74V66H73ZM7 64V63H6ZM5 64V65H6ZM17 64V63H16ZM49 64L51 65V67H49ZM59 64V66H58V68L60 67V66H62V69L61 70H63V68L65 69L66 67H63V65L61 64L60 65V63H58ZM144 65V67H142L143 68V70L145 69L146 70V72H148L147 70H149V71H151V73H153L152 71H154V75H156L157 73H155V71H157L158 70V75H156L155 77H153V75L151 76V73L149 72V74H150V76L148 75V73H147V76H144V74L142 73V75H141V73H140V71H142L143 72V70H142V68L140 69L139 68V66L141 67V66H143ZM2 65L4 66V64L2 63ZM10 65H12V64H10ZM14 66H15V62H14V64H13ZM20 65H21V63H20ZM23 65H24V62H23ZM37 65V64H36ZM36 65H33L34 67L36 66ZM37 65V66H38ZM22 66V65H21ZM21 66H16V67H19V68H22ZM31 67V68H34V67ZM5 67V66H4ZM4 67H0L1 69L0 70H3V68ZM69 67V66H68ZM68 67L66 68V69H68ZM149 67V66H148ZM13 68V67H12ZM29 68V67H28ZM30 68V69H31ZM42 68V67H41ZM57 68V69H58ZM7 69V68H6ZM6 69H4V70H6ZM29 69V70H30ZM38 69V68H37ZM73 69H74V71H75V74L74 75H72L73 73L72 72H74L73 71ZM14 70V69H13ZM19 70V69H18ZM23 70V69H22ZM36 70V69H35ZM41 70V69H40ZM50 70V69H49ZM140 70V71H139ZM145 70H144V73H146L145 72ZM9 71V72H8ZM8 71H7V73L6 74H9L11 71L8 69ZM31 71H32V69H31ZM45 71V70H44ZM48 71V70H47ZM58 71H60V70H58ZM66 71V70H65ZM1 72V71H0ZM23 72V71H22ZM27 72H29V71H26V73ZM34 72V71H33ZM36 72H37V70H36ZM50 72H51V70H50ZM49 72V73H50ZM57 72V70L55 71V69H54V73L55 74H57L56 73ZM68 72V73H69ZM2 73H3V71H2ZM5 73V72H4ZM35 73V72H34ZM48 73V72H47ZM53 73V72H52ZM65 73H67V72H65ZM72 73V74H71ZM261 73V74H260ZM23 74H25V73H23ZM27 74H29V73H27ZM27 74H25V75H27ZM51 74V73H50ZM58 74L60 75V72H58ZM57 74V75H58ZM2 75V74H1ZM42 75H44V74H42ZM46 75V74H45ZM44 75V76H45ZM52 75V74H51ZM67 75H65V76H67ZM146 75V74H145ZM7 75H5V77H6ZM19 76V75H18ZM39 76H41L40 74H39ZM44 76H42L43 78V80H44ZM54 76V75H53ZM73 76H75V79L77 80V84H76V82L73 84ZM10 77V74H9V76H7V78H9ZM25 77H27V76H25ZM30 77V76H29ZM48 77V76H47ZM47 77H46V80H47ZM58 77V76H57ZM38 78V77H37ZM37 78H33V79H35L34 81L36 82V79ZM55 78H56V76H55ZM58 78H60V77H58ZM63 78H64V75H63ZM256 78H257V80H256ZM2 79V78H1ZM12 79L14 80V78L12 77ZM25 79H27V78H25ZM30 79H31V77H30ZM39 79V78H38ZM254 79V81H252ZM84 80V81H83ZM87 82H86V81ZM226 80V81H225ZM1 81V80H0ZM17 81V80H16ZM29 80H27V82H28ZM32 81V80H31ZM30 81V85H31V83H33V82H31ZM48 81H49V78H48ZM48 81H46L47 83H48ZM51 81V80H50ZM62 81V82H63ZM256 81V83H258V85L260 84V86L259 87H257V84H255V86H254V82ZM260 81V82H259ZM2 82H4V79H3V81ZM6 82H7V80H6ZM5 82V83H6ZM45 82V83H46ZM56 82V81H55ZM72 82V83H71ZM239 82H242L243 84L245 83H247V82H251V83H249L248 85H246V86H244L243 84H239ZM8 83H11V82H8ZM7 83V84H8ZM220 83H221V85H220ZM12 84V83H11ZM36 84V86H37V82L35 83ZM50 84H53L52 82L50 83ZM70 84L73 86V85H75L76 86V90H74L73 88H75L74 86L72 87V89H71V87H70ZM226 83H224V85H225ZM228 85H229V83H227ZM3 85V84H2ZM9 85V84H8ZM28 85V84H27ZM48 85V84H47ZM218 85H220V87L218 86ZM233 84H231V86H232ZM240 85H241V87H240ZM1 86V85H0ZM4 86H5V84H4ZM11 86V85H10ZM10 86H8L9 88H10ZM12 86H14V85H12ZM15 86H16V84H15ZM36 86H34V87H36ZM57 87V85H56V83H54V85L52 86V87ZM233 86H235V85H233ZM7 87V88H8ZM31 87V86H30ZM33 87V88H34ZM46 86L44 85V87L43 88H45ZM59 87V86H58ZM58 87H57V89H58ZM61 87H59V88H61ZM152 87H155V89L153 88L152 89V91H151V88ZM223 87V88H222ZM226 87H228V86H225V88ZM254 87V88H253ZM2 88H4V87H2ZM27 88V87H26ZM216 88V89H215ZM225 88H224V90H225ZM231 87H229V89H230ZM233 88V87H232ZM1 89V88H0ZM5 90H6V86H5V88H4ZM3 89V91H5ZM11 89V88H10ZM13 89V88H12ZM11 89V90H12ZM14 89H15V87H14ZM17 89H20L19 88V86H17V88H16V90H14V91H16V93H17ZM23 89H24V87H23ZM32 89V88H31ZM50 89H52V88H49V89H47V88H45V93L47 94V92L46 91H52V90H50ZM213 89H215V92L216 93H214L213 92ZM221 89H220V92H222L221 91ZM227 89V88H226ZM249 89V90H248ZM2 90V89H1ZM22 90V89H21ZM20 90V91H21ZM34 90H38V89H36V88H34ZM54 90V89H53ZM67 90V91H66ZM255 90V89H254ZM254 90H252V92L254 91ZM258 89H256L255 91H254V93H256V91H257ZM2 91V92H3ZM10 90L8 89V92H9ZM14 91H13V93H14ZM24 91H25V89H24ZM28 91V88H27V90H26V92ZM48 91V92H49ZM55 91H59V89L58 90H56V88H55ZM60 91H62L63 92V90L61 89ZM70 91V92H69ZM73 91V92H72ZM75 91V92H74ZM150 91V92H149ZM232 91H234V89L232 90ZM232 91H230L231 92V94H232ZM21 92H23V90L21 91ZM21 92H18V97H20L19 96V93H21ZM26 92H23V93H26ZM213 92V93H212ZM226 92V91H225ZM228 92V91H227ZM238 92V93H237ZM246 92V93H247ZM258 92V91H257ZM4 93V92H3ZM3 93H2V95H3ZM10 93V92H9ZM12 93V94H13ZM22 93V95H24ZM30 94V89H29V92H27L26 94ZM32 93H35V92H32ZM44 93V94H45ZM50 94H52L51 92H49ZM48 93V94H49ZM56 93V92H55ZM58 93V92H57ZM59 93H61V92H59ZM70 93V96H68V94ZM72 93V94H71ZM207 93V94H206ZM222 93H224V92H222ZM0 94H1V92H0ZM11 94V93H10ZM12 94H11V96H12ZM25 94V95H26ZM66 94H67V96H66ZM226 94V93H225ZM228 94V93H227ZM226 94V95H227ZM230 94V93H229ZM237 94V95H236ZM248 94V95H249ZM252 94V93H251ZM257 94V93H256ZM256 94H252V95H249V96H253V97H255V95ZM8 95V94H7ZM14 95V94H13ZM21 95V94H20ZM32 95V94H31ZM35 95V94H34ZM52 95H54V93L52 94ZM51 95V96H52ZM72 95V96H71ZM206 96L205 98H207V97H209V96ZM217 95V94H216ZM10 96V97H11ZM15 96H16V94L14 95V98H15ZM33 96V95H32ZM37 96H38V93H37ZM45 96V95H44ZM55 96H57L58 97V95L56 94ZM60 96V95H59ZM225 96V95H224ZM233 96V95H232ZM22 98H23V96H21ZM36 97V95L33 97V101L32 102H35V99H37L38 100V97L37 98H35ZM41 97V96H40ZM39 97V98H40ZM189 97H192V98H189ZM227 97V96H226ZM13 98V99H14ZM21 98V99H22ZM31 98V97H30ZM47 97H45V99H46ZM76 98V99H75ZM197 98H196V100H197ZM229 98V97H228ZM240 98H242V97H240ZM239 98V99H240ZM245 98V96H243V98L242 99H244ZM12 99V101H14V100H16L17 101V97L13 100ZM24 99V98H23ZM41 99V98H40ZM40 99H39V101H40ZM45 99H43V96H42V100H45ZM50 99V98H49ZM48 99V100H49ZM52 99H54L53 98V96H52ZM57 99V98H56ZM151 99V100H150ZM189 99H191L190 101H189ZM199 99H200V101H199ZM198 99V102H201L202 101V99L201 98H199ZM227 99V98H226ZM230 99V98H229ZM232 99V98H231ZM257 99V98H256ZM6 100L7 101H9L7 98H6ZM11 100V99H10ZM28 100H30V102H29V104H28V101L27 102H25L24 101V103H27L28 105H31V106H33L34 104H37L38 102H35V103H32L31 102V99H29L28 98ZM36 100V101H37ZM47 99H46V103H47V101H48ZM55 100V99H54ZM54 100H53V103H55L54 102ZM58 101H59V99H57ZM66 100V99H65ZM83 100H85V101H83ZM207 100V99H206ZM218 100V99H217ZM216 100V101H217ZM224 100V99H223ZM222 100V101H223ZM233 101H235L234 99H232ZM232 100H230V101H232ZM241 100V99H240ZM6 101V102H7ZM19 101H20V99H19ZM61 101V100H60ZM62 101H64V100H62ZM61 101V102H62ZM72 101V99L69 101V100H67V102H71ZM76 101V102H77ZM194 101V100H193ZM216 101L214 102V104L212 105V106H214L215 104H217L216 103ZM230 101H223V102H227V104L226 105H228L229 104V106L231 105V106H234V104L237 102V100L235 101V103H233V101L230 103ZM11 102V101H10ZM44 102V101H43ZM50 102H52V100L50 99ZM74 102H72V103H69L70 105L71 104H73ZM76 102H75V104H76ZM77 102V103H78ZM147 102H149V104L147 103ZM197 102V101H196ZM206 102H208V101H206ZM205 101H204V103H206ZM213 102V101H212ZM217 102H219V101H217ZM220 103V104H225V103ZM238 102H240L239 100H238ZM42 103V102H41ZM46 103H44L45 105H47V106H49V101H48V103L46 104ZM52 103V104H53ZM58 103V102H57ZM56 103V104H57ZM194 103V102H193ZM192 103V104H193ZM203 103V102H202ZM203 103V104H204ZM232 103H233V105H232ZM33 104V105H32ZM39 104V103H38ZM44 104H43V106H44ZM55 104V105H56ZM60 102L56 105L58 108H59V106L60 107H62V106H66L65 104H66V102L64 103V105H62L63 104V102L60 104ZM147 104V105H146ZM199 104V103H198ZM201 104V103H200ZM199 104V105H200ZM203 104H201L202 106H203ZM210 104V103H209ZM236 104H239V103H236ZM55 105H52V106H54L55 108H56V106ZM59 105V106H58ZM67 105H68V103H67ZM74 105V104H73ZM153 105V104H152ZM152 105L151 106H149V107H152ZM195 105V104H194ZM193 105V106H194ZM218 105V104H217ZM3 106H4V104H3ZM6 106H8V103L4 106V107H6ZM10 106H12L11 104H10ZM27 106V105H26ZM31 106H30V109H33V108H31ZM35 106V108L36 107H38V105L36 106V105H34ZM69 106V105H68ZM205 106H206V104H205ZM204 106V107H205ZM228 106V107H229ZM3 107V109L2 110H0V112H2V111H5L6 110V108H4ZM9 107V106H8ZM40 107V106H39ZM50 108H51V106H49ZM71 107V106H70ZM172 107H174L175 109H173ZM201 107V106H200ZM200 107H198V108H200ZM209 107V106H208ZM235 107V106H234ZM1 108H2V106H1ZM0 108V109H1ZM44 108L46 109V106H44ZM43 108V109H44ZM55 108H53V109H55ZM69 108V107H68ZM67 108V109H68ZM76 108L78 109V107H77V105H76ZM80 108V107H79ZM82 108V109H83ZM146 108V107H145ZM147 108H148V106H147ZM194 108V107H193ZM207 107H205V111H207V109H206ZM212 108V107H211ZM38 109V108H37ZM60 109V110H59ZM58 110H59V114H62L63 112V109L61 110V108H59ZM64 109H66L65 107H64ZM71 109V108H70ZM73 109H74V113H70L71 115H75V113H76V110H75V108L73 107ZM81 108H80V110H82ZM141 109H143V107L141 108ZM154 109V108H153ZM156 109V108H155ZM202 109V108H201ZM215 109V108H214ZM7 110H9L8 108H7ZM39 110H42L41 109V107L39 108ZM49 109H48V107H47V110H42V111H44V112H42V116H43V114H45V111H48ZM52 110V109H51ZM80 110H79V112H80ZM84 110V109H83ZM144 110V109H143ZM149 109H145V111H148ZM209 110V109H208ZM30 112H31V110H29ZM38 110H35V111H33V112H35L36 114L34 115V117L36 116V115H39V116H41L40 114H41V112H37ZM55 111H57L56 109H55ZM55 111H53V113L55 112ZM62 113H61V112ZM65 111V110H64ZM117 113H116V112ZM179 111V112H178ZM201 111V110H200ZM212 111H213V109H212ZM6 112L7 111H5V112H2L1 114H6ZM30 112H28V113H30ZM32 112V114H34ZM52 112V111H51ZM67 112V111H66ZM69 112V111H68ZM68 112L67 113H65V114H68ZM70 112H72V110L70 111ZM78 112V113H79ZM143 112V111H142ZM149 112V111H148ZM182 112V113H181ZM38 113V114H37ZM52 113V114H53ZM82 113V112H81ZM112 113H113V115H115V113H116V115H115V118L117 117V114H118V117L115 119L114 117H113V115H112ZM139 113V112H138ZM140 113H141V111H140ZM162 113H163V115H164V117H163V115H162ZM165 113V114H164ZM167 113V114H166ZM170 113V114H171ZM7 114H8V112H7ZM32 114H31V117H33L32 116ZM49 114V113H48ZM51 113L49 114L50 115V117L47 119V120H52L53 121V119H50V118H53V115H52ZM58 114V113H57ZM56 114V116H58ZM88 114V115H87ZM142 114V113H141ZM144 114V113H143ZM149 114V113H148ZM150 114H152V110H151V113ZM194 114H192V116L194 115ZM29 115V114H28ZM52 115V116H51ZM78 115V114H77ZM80 115V114H79ZM84 115V116H85ZM140 115V114H139ZM172 115H175V114H173L172 113ZM177 115V114H176ZM189 115V114H188ZM41 116V117H42ZM46 116V115H45ZM63 116H64V114H63ZM62 116V117H63ZM66 116V115H65ZM162 118H161V117ZM190 116V115H189ZM191 116V117H192ZM44 117V116H43ZM79 117V116H78ZM167 117H169V118H167ZM175 117H174V119L171 121V122H173V121H175V125H176V127L178 126V124H176L177 122V120H175ZM194 117V116H193ZM192 117V118H193ZM259 117V116H258ZM261 117V116H260ZM30 118V117H29ZM37 118V117H36ZM65 118V117H64ZM66 118L67 119H69V117L68 116H66ZM158 118H160V119H158ZM182 118V119H183ZM192 118H190V120L192 119ZM32 119V118H31ZM40 118H38V120H39ZM46 118L44 117V121H46L45 120ZM147 119V122H148V117L146 118ZM146 119L145 120H143V124L145 125V124H148V123H146ZM150 119V118H149ZM158 119V120H157ZM178 119V123L182 120V119H180L179 120ZM189 119V118H188ZM257 119V118H256ZM33 120H35V118L33 119ZM160 120V121H159ZM185 120V119H184ZM184 120H183V122H184ZM58 121V122H59ZM69 121V120H68ZM150 121V120H149ZM256 121V120H255ZM257 121H259V120H257ZM34 122H36V121H34ZM65 122H67V121H65ZM182 122V121H181ZM180 122V123H181ZM191 122V121H190ZM38 121H37V125H38ZM41 123V122H40ZM82 123L84 124V125H86V126H84L85 128V131H83L82 132V128L83 127H81L82 126ZM142 123V122H141ZM149 123H153V121L151 120V122H149ZM163 123V122H162ZM161 122H160V125L162 124ZM214 123V122H213ZM257 123H260V121L259 122H257ZM32 124H35V123H32ZM69 124L70 125H72V126H74V128L76 129V130H78L79 128H81L82 130L80 131V130H78V131H80V132H78V131H76L75 129V131H76V134L74 135L73 134V128H72V126H69ZM170 124H173V123H170ZM209 124H210V121H209ZM211 124H212V121H211ZM136 125V124H135ZM149 125V124H148ZM163 125V124H162ZM182 125V124H181ZM181 125H179V126H181ZM35 126V125H34ZM39 126V125H38ZM137 126H135V128L137 127ZM184 126V125H183ZM213 126H214V124H213ZM258 126V125H257ZM40 127V126H39ZM163 127V126H162ZM227 127H229V125L227 126ZM249 127V126H248ZM35 129L37 128V126L36 127H34ZM33 128V129H34ZM48 128H50V129H48ZM179 128V127H178ZM204 128V127H203ZM206 129L208 128V127H205ZM232 128V127H231ZM46 129H48V130H46ZM226 128H224V130H225ZM228 129V128H227ZM249 129H250V127H249ZM249 129H247V130H249ZM253 129V128H252ZM252 129H251V132H252ZM41 130V129H40ZM61 130H62V133H61ZM120 131H121V134H120ZM196 131H198V130H196ZM207 131H209V129L207 130ZM226 131V130H225ZM227 131H229V130H227ZM32 133L33 132H37L36 130H33V131H31ZM31 132H30V134L29 135H31ZM40 131H38V133H39ZM52 132V133H53ZM78 132V133H77ZM117 132V133H116ZM244 132H245V130H244ZM243 132V133H244ZM247 132V131H246ZM246 132H245V134H246ZM44 133H43V135H44ZM55 133V134H56ZM116 133V134H115ZM201 133H202V130H201ZM205 133H206V131H205ZM226 133H228V132H225V133H222V134H226ZM234 133H236V131L234 132ZM248 133H250V130H249V132ZM40 134V133H39ZM50 134H51V132H50ZM50 134H46V136H49ZM56 134V135H57ZM79 134V135H78ZM197 134H200V133H196V135ZM208 134V133H207ZM221 134V135H222ZM229 134V133H228ZM245 134H244V136H245ZM251 134V133H250ZM249 134V136H252V135H250ZM28 135V134H27ZM34 135H35V133H34ZM42 135V134H41ZM74 135V136H73ZM83 135V136H84ZM118 135V137L120 138V136ZM124 135H126V134H124ZM33 136V135H32ZM45 136V137H46ZM51 136H52V134H51ZM53 136H54V133H53ZM61 136V135H60ZM82 135H80L79 137H81ZM82 136V137H83ZM191 136H193V135H191ZM222 136H225V135H222ZM227 136V135H226ZM234 136V135H233ZM247 136H248V134H247ZM247 136H246V138H247ZM261 136V135H260ZM20 137V136H19ZM18 137V140H20L21 139V137L19 138ZM30 137V136H29ZM29 137H27L28 138V140H29ZM42 137V140H43V136H41ZM54 137H56V136H54ZM62 137H63V135H62ZM61 137V138H62ZM78 137V139H80ZM81 137V139H82V141H84V138H82ZM118 137L116 136V142L119 140L118 139ZM183 137H184V135H182V138L181 139H183ZM189 137V136H188ZM218 137V136H217ZM219 137H221V136H219ZM23 138V137H22ZM27 138H23L24 140L25 139H27ZM31 139L30 140H32V138L33 137H30ZM34 138H40V136H38V137H36V135H35V137ZM33 138V140H35ZM48 139H49V137H47ZM53 138V137H52ZM59 138V137H58ZM58 138H56V139H58ZM111 138V139H112ZM190 138V137H189ZM192 138V137H191ZM226 138H228V137H226ZM22 139V140H23ZM50 139H51V137H50ZM64 139V138H63ZM78 139H76V141H79ZM110 139V138H109ZM118 139V140H117ZM178 139V138H177ZM214 139V138H213ZM219 138H217V140L216 139H214L213 140V142L215 141V143L214 144H216V141H218V143H217V146L218 145H222L223 146V148L225 147V145H223L222 143H227V145H228V142H226V140H228V139H225L224 140V138H222V140H221V138H220V140H218ZM247 139H249V137L247 138ZM246 139V140H247ZM22 140H20V141H22ZM23 140V141H24ZM41 140V139H40ZM54 140V139H53ZM62 140V139H61ZM65 140H67V139H65ZM106 140H108V141H106ZM165 140V139H164ZM184 140V139H183ZM187 141H188V138L186 139ZM190 140V139H189ZM192 140V139H191ZM245 140V141H246ZM17 141V140H16ZM20 141H17L16 142V145H17V143H20ZM23 141H22V144H23ZM48 141V140H47ZM51 141H52V139H51ZM60 141V140H59ZM58 141V142H59ZM71 141H70V145H71ZM81 141V142H82ZM172 141H173V139H172ZM179 141V140H178ZM225 141V142H224ZM25 142V141H24ZM33 142H35V145L34 144H31V145H34V147L36 146V141H33ZM38 142H39V140H38ZM80 142V143H81ZM103 142V143H102ZM111 142H113V139H112V141ZM157 142H159V141H157ZM182 142H184L185 144L186 143H188V142H186V141H182ZM190 142V141H189ZM212 142V143H213ZM248 142V141H247ZM30 143H32V141L30 142ZM43 143H44V140H43ZM46 143V142H45ZM44 143V144H45ZM48 144L47 145H49V141L47 142ZM65 143V144H66ZM84 143H85V141H84ZM152 143V142H151ZM165 143V142H164ZM163 143V144H164ZM172 143V142H171ZM175 143V142H174ZM178 143V142H177ZM180 143H181V141H180ZM179 143V144H180ZM183 143V144H184ZM242 143V142H241ZM28 144H29V141H28ZM41 144H42V142H41ZM51 144V143H50ZM53 144V143H52ZM57 144V143H56ZM60 144V143H59ZM59 144H58V146H59ZM78 144V143H77ZM115 144L116 143H111V144H109V146H115ZM153 144H155L154 145V147H152V149L150 150V148H151V145L149 144V146L148 147H150L149 148V150L148 151H152V153H156L157 154V152L156 151H154L153 152V150H155V149H157V148H159L158 147V145L154 142ZM159 144V143H158ZM160 144H162V142L160 143ZM160 144H159V146H160ZM168 144H169V142H168ZM184 144V145H185ZM212 145V144H210L209 145V147H213V148H215L216 147V145ZM243 145V149L240 147V149L242 150L241 152H240V150H238V152H240L239 154L243 157L244 155L246 156V158H243L244 159V162H241V163H243V164H245V163H247L248 161H249V154L252 152L251 150H252V148H253V146H252V148L250 149V147L248 148V146H251V145H249V144H251V143H249L248 142V144H247V147H246V145H244L245 143L243 142L242 143ZM20 145V144H19ZM37 145H39V144H37ZM43 145V144H42ZM69 145V146H70ZM156 145H157V147H156ZM165 145H167V143L165 144ZM174 145V144H173ZM231 145V144H230ZM253 145V144H252ZM11 147L13 146V145H10ZM27 146V145H26ZM30 146V145H29ZM28 146V147H29ZM40 146V148H44L45 146H42L41 147V145H39ZM39 146H36L37 148H39ZM62 146H64V145H62ZM68 146V147H69ZM111 146V147H112ZM179 146H181V148L183 147V145H179ZM188 145H186V147H187ZM215 146V147H214ZM220 146H219V148H220ZM222 146H221V148L219 149L220 151H222ZM229 146V145H228ZM232 146V145H231ZM231 146H230V148H231ZM5 147V146H4ZM10 147V148H11ZM14 147H16V146H14ZM19 147V146H18ZM17 147V148H18ZM20 147H21V145H20ZM31 147H33V146H31ZM30 147V148H31ZM33 147V148H34ZM35 147V148H36ZM51 147V146H50ZM60 147H61V145H60ZM66 147V146H65ZM65 147H64V149H63V147H62V149L63 150H65ZM161 147V146H160ZM163 147V146H162ZM185 147V146H184ZM227 147V146H226ZM22 148H25V147H22ZM29 148V149H30ZM34 148V149H35ZM37 148H36V150H37ZM59 148V147H58ZM58 148H56V150L58 149ZM70 148H71V146H70ZM72 148H73V145H72ZM146 148V147H145ZM154 148V149H153ZM213 148H210V150L212 149L213 150ZM8 149H9V147H8ZM11 149H15V148H11ZM49 149H51V148H49ZM60 150V148L58 149V153L57 152H55V154H59V152H61V154L63 153L62 151L63 150ZM93 150H94V148H92ZM98 149V148H97ZM96 149V150H97ZM135 149V148H134ZM134 149H133V151H134ZM136 149H138V148H136ZM135 149V150H136ZM184 149V148H183ZM196 149V148H195ZM202 149V148H201ZM217 149V148H216ZM23 150H25V149H23ZM38 150H40V149H38ZM47 150V152H48V149H46ZM45 150V151H46ZM60 150V151H59ZM132 150V149H131ZM143 150V149H142ZM184 150H187V149H184ZM183 150V151H184ZM196 150H198L199 151V149H196ZM195 150V151H196ZM204 150V149H203ZM202 150V151H203ZM215 150V149H214ZM226 150H228V149H226ZM232 150V149H231ZM244 150V151H243ZM5 151V150H4ZM10 151V150H9ZM26 151V150H25ZM42 151H44V149L42 150ZM41 151V152H42ZM50 151V150H49ZM53 151V150H52ZM52 151H50V152H48V154L49 155H52L53 153H51ZM55 151V150H54ZM67 151H69V153H70V151H73V149H71V150H69V149H67ZM66 151V152H67ZM114 149H113V154H114ZM117 151V150H116ZM119 151V150H118ZM129 151V150H128ZM139 151V150H138ZM147 151V149H146V152H145V150H144V152L143 153H149V154H152V153H150V152H148ZM191 151H193V150H191ZM190 151V152H191ZM201 151V152H202ZM223 151H225V150H223ZM232 151H236L235 149L234 150H232ZM232 151H227V152H231L232 153ZM11 153H12V151H10ZM21 152V151H20ZM27 152V151H26ZM33 152V151H32ZM35 152V151H34ZM38 152V151H37ZM65 152V151H64ZM95 152V151H94ZM97 152H98V150H97ZM120 152V151H119ZM119 152H117V153H115L116 155L119 153ZM159 152V151H158ZM176 151H174V153H175ZM188 152V151H187ZM197 152V151H196ZM226 152V151H225ZM237 152V151H236ZM250 152V153H249ZM17 154H18V150H17V152H16ZM30 152L28 151L26 154H29ZM45 153V152H44ZM101 153H104V152H101ZM123 153V152H122ZM121 153V154H122ZM127 154H128V152H126ZM132 153V152H131ZM139 153V152H138ZM183 153H186V151H184ZM199 153V152H198ZM204 153H206V152H204ZM211 153V152H210ZM209 153V154H210ZM214 153V152H213ZM216 154L217 153H220V152H217V150H216V152H215ZM234 153V154H233ZM232 154L233 155H236L235 154V152H233ZM243 153H244V155H243ZM249 153V154H248ZM6 154V153H5ZM17 154H16V156H17ZM25 154V153H24ZM40 154H42V153H40ZM61 154H59V155H61ZM67 154V153H66ZM66 154H64V155H66ZM124 156H125V151H124ZM126 154V155H127ZM148 154V155H149ZM187 154H190L189 152L187 153ZM202 154V153H201ZM216 154H214L215 156H216ZM222 154H224L223 152H222ZM238 154V153H237ZM19 155V154H18ZM22 155H23V152H22ZM33 155H34V153H33ZM37 155H39V154H37ZM45 155H47L46 153H45ZM70 155V154H69ZM178 155H180V154H178L177 153V156ZM203 155V154H202ZM207 155V154H206ZM213 157H214V155L213 154H211ZM8 156V155H7ZM12 156V155H11ZM15 156V155H14ZM25 156V155H24ZM27 156V155H26ZM29 156V155H28ZM34 156H36V153H35V155ZM33 156V157H34ZM41 156H44V155H41ZM48 156V155H47ZM47 156H46V159H48L47 158ZM53 156H55V155H53ZM53 156L51 157V158H53ZM68 156V155H67ZM72 154H71V157L70 158H72ZM119 156H120V154H119ZM129 156V155H128ZM152 156V155H151ZM198 156V155H197ZM208 156V155H207ZM236 156H238V155H236ZM241 156H240V158H241ZM9 157V156H8ZM37 158H38V156H36ZM35 157V158H36ZM180 157V156H179ZM184 157V156H183ZM186 157H188L187 155H186ZM220 157V156H219ZM24 158V157H23ZM57 158V157H56ZM58 158H60V157H58ZM65 158V157H64ZM177 158V157H176ZM215 158H218V155H217V157H215ZM248 158V159H247ZM19 159V158H18ZM26 159V158H25ZM41 159H45V156L43 157V158H41ZM69 158L67 157V159H65L64 161H66V160H68ZM247 159V161H245ZM15 160V159H14ZM14 160H13V162H14ZM71 160H73V159H71ZM16 161V160H15ZM60 161H61V159H60ZM63 161V160H62ZM239 161V160H238ZM67 162H69V161H67ZM0 164H2V163H0ZM242 164V165H243ZM248 164V163H247ZM249 164H250V162H249ZM5 166V165H4ZM241 166V165H240ZM246 166H248V165H246ZM244 167V166H242V167H244V168H247V167ZM68 167V166H67ZM10 168V167H9ZM11 168H12V166H11ZM10 168V169H11ZM8 169V168H7ZM6 169V170H7ZM244 171H245V169H243ZM11 171V170H10ZM7 172V171H6ZM16 172H17V170H16ZM13 172H11V174H12ZM6 174V173H5ZM9 174V173H8ZM16 174V173H15ZM217 208H219V207H217ZM216 210V209H215ZM218 210V209H217ZM216 210V211H217ZM216 211H215V213H216ZM214 213V214H215ZM218 214L220 213V211H218L217 212ZM213 214V215H214ZM217 214V215H218ZM216 215V214H215ZM215 215H214V217H215ZM182 230V228H179V229H176V231L174 232V233H176V232H179V231H181ZM104 232V231H103ZM103 232L102 231H100L98 234H100V236H97V237H100L101 238V236H103L102 238H105L104 237V235L106 236V234L108 235L109 233H104V235H103ZM109 232V231H108ZM111 233V232H110ZM99 238V239H100ZM101 238V239H102ZM99 241V240H98ZM99 252V251H98ZM98 252H96L97 254H98ZM118 252V251H117ZM115 254V253H114ZM96 257V256H95ZM89 260V259H88ZM91 260V259H90Z\"/></svg>","mask_w":264,"mask_h":264}]
</instances>
